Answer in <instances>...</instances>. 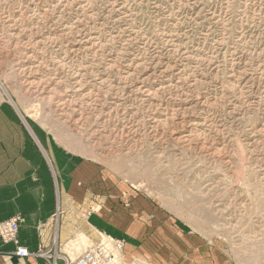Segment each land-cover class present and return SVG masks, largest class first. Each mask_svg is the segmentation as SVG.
<instances>
[{"label": "rangeland", "instance_id": "rangeland-1", "mask_svg": "<svg viewBox=\"0 0 264 264\" xmlns=\"http://www.w3.org/2000/svg\"><path fill=\"white\" fill-rule=\"evenodd\" d=\"M0 101L115 211L42 264H264V0H0Z\"/></svg>", "mask_w": 264, "mask_h": 264}, {"label": "crops", "instance_id": "crops-1", "mask_svg": "<svg viewBox=\"0 0 264 264\" xmlns=\"http://www.w3.org/2000/svg\"><path fill=\"white\" fill-rule=\"evenodd\" d=\"M37 138L18 111L0 101V221L22 215L25 221L18 236L30 252L54 239L65 245L75 236L98 240L106 233L116 234L117 220L111 217L115 211L94 199L103 186L98 168L60 157L49 146L40 147ZM116 193L109 192L111 197ZM124 214L121 235L130 229L135 234L136 224L132 220L130 228ZM14 249L13 243L4 244L0 238V264H42L16 256Z\"/></svg>", "mask_w": 264, "mask_h": 264}, {"label": "built area", "instance_id": "built-area-1", "mask_svg": "<svg viewBox=\"0 0 264 264\" xmlns=\"http://www.w3.org/2000/svg\"><path fill=\"white\" fill-rule=\"evenodd\" d=\"M24 221L22 215L16 214L9 219H5L0 221V237L5 243H13L15 245V249L13 251V254H15L18 257L26 258V257H38L42 256L44 254L37 253V252H30L26 247L22 246L20 244L19 240V229L21 226V223ZM98 249L94 248L92 250H89L85 252L80 258H78L76 261L72 263H66V264H98L97 262V256L100 254H105L107 251V246L104 244H99ZM120 248V244H117L116 249ZM99 252V254H98ZM53 264H57L56 261H54Z\"/></svg>", "mask_w": 264, "mask_h": 264}, {"label": "bare ground", "instance_id": "bare-ground-1", "mask_svg": "<svg viewBox=\"0 0 264 264\" xmlns=\"http://www.w3.org/2000/svg\"><path fill=\"white\" fill-rule=\"evenodd\" d=\"M79 1V0H78ZM81 1V0H80ZM248 1V0H247ZM33 2V1H32ZM72 3V2H71ZM83 3V2H82ZM115 3V2H114ZM65 4V3H64ZM117 5V4H116ZM52 8V7H51ZM30 10V9H29ZM44 10V9H43ZM60 11V10H59ZM217 13V12H216ZM9 16V15H8ZM9 18V17H8ZM64 19V18H63ZM57 20V19H56ZM15 21V20H14ZM5 23V22H4ZM10 24V23H9ZM219 24V23H218ZM73 26V25H72ZM134 28V27H133ZM163 30V29H162ZM72 32V31H71ZM132 32V31H131ZM163 32V31H162ZM14 33V32H13ZM77 33H79V32H77ZM137 33V32H136ZM169 33V32H168ZM45 34V33H44ZM61 34V33H60ZM67 34V33H66ZM59 35V34H58ZM77 35V34H76ZM81 35V34H80ZM138 35V34H137ZM95 36V35H94ZM17 37V36H16ZM79 37V36H78ZM93 37V36H92ZM97 39V38H96ZM86 40V39H85ZM36 41V40H35ZM43 41V40H42ZM48 41V40H47ZM84 41V40H83ZM92 42V41H91ZM98 42V41H97ZM77 43V42H76ZM108 43V42H107ZM28 44V43H27ZM103 44V43H102ZM80 46V45H79ZM84 46V45H83ZM103 46V45H102ZM42 47V46H41ZM78 48V47H77ZM82 48V47H81ZM80 48V49H81ZM206 48V47H205ZM46 49V48H45ZM43 53V52H42ZM80 53V52H79ZM81 54V53H80ZM182 54V53H181ZM233 55V54H232ZM234 56V55H233ZM81 58V57H80ZM42 59V58H41ZM46 61V60H45ZM52 62V61H51ZM58 62V61H57ZM80 62V61H79ZM195 62V61H194ZM234 62V61H233ZM43 64V63H42ZM57 64V63H56ZM201 64V63H200ZM46 65V64H45ZM44 66V65H43ZM42 66V67H43ZM47 66V65H46ZM179 66V65H178ZM110 67V66H109ZM183 68V67H182ZM31 69V68H30ZM53 69H54V67H53ZM33 72V71H32ZM55 73V72H54ZM85 73V72H84ZM75 74V73H74ZM183 74V73H182ZM54 76V75H53ZM50 78H51V76H50ZM53 78V77H52ZM66 78V77H65ZM79 78V77H78ZM58 80V79H57ZM36 82V81H35ZM77 82V81H76ZM96 82V81H95ZM35 84V83H34ZM76 84V83H75ZM74 84V85H75ZM83 84V83H82ZM79 85H81V84H79ZM65 86H67V85H65ZM176 86V85H175ZM77 87H79V86H77ZM37 91V90H36ZM149 91H150V89H149ZM152 91V90H151ZM80 92V91H79ZM152 93V92H151ZM44 95V94H43ZM46 95V94H45ZM82 95V94H81ZM72 96V95H71ZM47 97V96H46ZM69 100V99H68ZM69 102V101H68ZM86 109V108H85ZM89 112V111H88ZM166 114V113H165ZM65 177V176H64ZM69 182V181H68ZM67 182V183H68ZM66 183V184H67ZM70 186V185H69ZM133 232H134V230H133ZM134 234V233H133ZM87 238V237H86ZM84 236H82L81 237V242H83V241H85V239H86ZM73 241V240H72ZM76 243V242H75ZM72 246H77V243L76 244H71ZM79 246H80V244H78ZM109 245V244H108ZM112 246V245H111ZM110 249V248H109ZM79 250V249H78ZM74 252V251H73ZM117 258V257H116ZM115 258V259H116ZM140 260V259H139Z\"/></svg>", "mask_w": 264, "mask_h": 264}]
</instances>
